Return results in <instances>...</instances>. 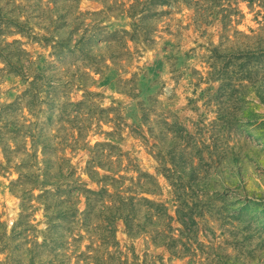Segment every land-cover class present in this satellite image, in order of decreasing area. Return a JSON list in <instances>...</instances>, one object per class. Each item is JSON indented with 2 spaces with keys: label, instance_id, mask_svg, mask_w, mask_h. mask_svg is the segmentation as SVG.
<instances>
[{
  "label": "rangeland",
  "instance_id": "obj_1",
  "mask_svg": "<svg viewBox=\"0 0 264 264\" xmlns=\"http://www.w3.org/2000/svg\"><path fill=\"white\" fill-rule=\"evenodd\" d=\"M16 1L23 4L33 31L50 40L0 32V45L20 39L32 59L52 60L48 42L65 38L73 25L56 31L44 23L41 8L47 0ZM132 3L77 0L75 25L137 30L138 38L127 36L126 44L108 47L97 41L89 45L91 62L67 57L49 70L54 84L60 77L70 81L65 74L75 75L76 69L94 77L92 83L86 76L72 80L62 98L78 101L92 91L88 98L101 108H113L109 116L119 114L122 122L116 132L113 121H101L99 128L94 123L85 141L118 144L159 183L158 193L145 195L163 202L174 216L170 234L179 240L172 247L156 244L147 233L129 235L119 221L116 239L128 254L126 264H264V0H171L144 19L138 12L132 16ZM13 9L0 2V11ZM78 38L74 34L72 44ZM95 63L103 74L91 69ZM27 87L0 60V103L14 101ZM24 113L38 123L48 115ZM89 154L83 145L64 150L75 170L72 179L96 189L85 170ZM14 163H7L0 145V264H29L27 248L34 240H45L36 264L73 263L75 254L91 243L88 232L48 228L42 205L26 215L31 210L23 211L11 186L19 176ZM165 168L174 170L171 181ZM126 175L136 178L138 172ZM179 205L196 224L178 219ZM78 208L84 209L82 195Z\"/></svg>",
  "mask_w": 264,
  "mask_h": 264
},
{
  "label": "trees",
  "instance_id": "obj_2",
  "mask_svg": "<svg viewBox=\"0 0 264 264\" xmlns=\"http://www.w3.org/2000/svg\"><path fill=\"white\" fill-rule=\"evenodd\" d=\"M62 1L63 5L58 0H47V5L41 8L40 19L46 24H52L56 31L67 30L73 25L67 30L65 38L48 42L51 43L50 54L54 56L52 60L43 56L32 59L20 46V39L0 45V60L10 72L20 75L28 83V87L14 101L0 103V145L7 163L16 161L14 167L19 176L11 182V186L22 199L23 211L31 210L26 215L34 214L39 205H42L48 228L85 229L88 232L91 243L86 246V250L75 254L76 260L73 263L66 259L61 264H126L129 257L127 252L119 249L116 239L117 223L123 222L129 235L147 233L156 244L172 247L179 240L170 234L174 216L163 202L145 195L158 193L161 189L159 183L154 175L141 172L134 160L118 144L96 141L89 145V141H85L94 123L99 128L101 121H113L116 132L122 122L119 114L109 116L113 108H101L88 98L94 94L92 91H86L85 98L78 101L62 98L61 93L66 91L65 88L72 80L86 76L92 83L96 82L94 77L87 71L76 69L75 75L65 74L70 76V81L64 83L60 77L54 84L53 74L49 70L57 67L54 61L67 57L79 56L81 60L91 62L89 45H95L97 41L108 42L106 47L112 42L126 44L127 36L134 40L138 38V34L137 30L135 34L127 29L109 31L107 26L98 24L92 27L89 24L82 27L79 26L80 23L75 25L72 9L77 6L73 5L77 0ZM0 2L14 8L9 12L0 11L2 34L15 31L31 39L50 40L46 35L38 36L33 31L21 2ZM170 2L171 0H133L130 5L132 16H136L138 12L141 14L139 18H147L158 5H170ZM63 9V13L59 12ZM117 32H122L119 37ZM74 34L79 35V38L72 44ZM15 44H19V51L11 48ZM104 68L109 67L104 65ZM91 69L96 73H104L96 63L91 64ZM69 71L66 70L65 73ZM57 74L62 76L61 72ZM85 83L84 85H88ZM24 110L34 117L45 111L48 113L46 121L38 123L31 120ZM180 131L187 130L180 127ZM80 145L88 146L90 154L85 170L98 184L96 189L79 183V178L72 179L75 170L71 159L64 155V150L67 147L79 148ZM131 170L138 172L136 178L126 175ZM165 170L169 171L166 177L170 180V172L174 170ZM171 184L176 185L174 182ZM35 189L38 190L36 194ZM81 195L84 197L83 210L78 208ZM34 200L38 205L33 203ZM183 209L180 205L176 208L178 219L183 224H196L192 214ZM79 238H82L81 234L75 240ZM44 242L45 240H34V246L27 248L29 264H36V258L44 253L40 248L44 246Z\"/></svg>",
  "mask_w": 264,
  "mask_h": 264
}]
</instances>
